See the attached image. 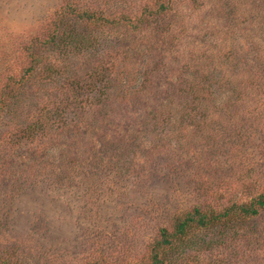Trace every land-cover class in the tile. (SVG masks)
Wrapping results in <instances>:
<instances>
[{"label": "rangeland", "instance_id": "rangeland-1", "mask_svg": "<svg viewBox=\"0 0 264 264\" xmlns=\"http://www.w3.org/2000/svg\"><path fill=\"white\" fill-rule=\"evenodd\" d=\"M71 1L0 0V99L14 91L5 101L22 108L60 101L72 79L104 89L91 94L87 105L98 106L87 116L121 131L124 170L105 183L95 166L86 175L97 170L96 186L55 190L46 180L32 183V162L21 161L5 134L26 118L0 122V264H148L159 229L171 230L179 214L221 211L264 191V0H166L169 34L155 32L150 41H144V26L132 30L123 20L121 28L106 27L105 35L100 26H78V19L62 16ZM75 1L77 9L134 18L162 0ZM67 20L75 38L87 31L93 37L116 32L122 39L111 34L88 49L63 53L57 33L64 27L56 31L55 23ZM96 72L102 81L90 75ZM127 73L133 83L115 81ZM213 78L218 85L210 84ZM130 87L143 91L128 98ZM123 88L127 96L118 95ZM148 91L155 99L144 97ZM165 95L174 101L165 102L166 114L184 113L187 105L201 111L144 123V103ZM225 222L179 239L163 264H264V209L253 218L228 215Z\"/></svg>", "mask_w": 264, "mask_h": 264}, {"label": "trees", "instance_id": "trees-1", "mask_svg": "<svg viewBox=\"0 0 264 264\" xmlns=\"http://www.w3.org/2000/svg\"><path fill=\"white\" fill-rule=\"evenodd\" d=\"M71 2L65 6L62 16L67 15L73 17V19H78V26L84 27L85 29H88L91 25L100 26V31L104 33L102 35H105L106 27H117L118 29L119 23L125 21L126 23L129 22L128 24H130V26H134L132 30H138L144 26V41H150V38L153 37L155 32H157L156 36H159L161 33L162 36H165L166 31L164 30L168 27V24L165 26V21H167L165 19L167 16H172L171 13L168 12V10H171V6L166 0L158 1V3H156L158 7L155 10L149 11L145 8L144 15L147 14L146 16L136 15L134 18H132V13L124 14L118 11L114 12L113 10L97 7L77 9L75 5L76 1L72 0ZM60 24L63 25L64 31L59 29L57 35L64 38V43L60 41L61 44H63V53L88 49L89 47H93L99 40L105 39V37L111 34L112 38L116 36L122 39L116 32L109 33L107 36L101 35L93 37L89 36L87 31L80 33V35L75 38V30L70 29L71 24L69 21L65 25L61 23V21L59 24L55 23L56 31L61 26ZM119 28H121V26ZM159 28H161L162 31H158ZM114 42L116 43L118 40H114ZM156 50H158V52L166 51L165 49H161V46L156 47ZM151 53L152 48L149 46L146 50V54L149 57ZM33 58L37 60L41 57L38 53H35ZM90 75L93 77L96 76L97 79L100 78V81L103 80H101L102 76L98 72L91 73ZM133 76L132 73L122 74L120 77L116 75L115 81L127 85L133 83L131 80ZM105 78V83H107V76ZM112 80L113 79H111V81ZM214 82L218 85V80H215V78L211 80L210 84ZM66 84L68 85V93L64 95L65 99H59L60 101L54 102L36 101L33 104L26 103L24 108L16 101L12 103L5 101L8 94L14 96V91L13 94L11 91L7 95H4L3 99H0V122L4 120L9 122L6 118L10 116L12 120H17L22 116L23 119L26 118L23 123H18L10 127L5 134L13 140L15 144L14 147L20 151L21 161L27 160L29 163L30 161L32 162V165L29 167L31 169L30 174H32V183H37L40 180H43L44 183V180H46V183L55 190H62L69 186L77 185L96 186L94 185V181L98 179L97 175L99 174L97 170L94 169V172H90V175H86L92 168H95V166H98V169L101 171V182H112L114 178L110 176L115 177L124 170V160L122 159L124 151H126V146L123 145L124 136L121 134V131L111 130L108 123L98 119L96 115H93L94 117L92 115L91 117L87 116L89 112H91L90 106H98V104L87 105V101L92 98L91 94L98 96L102 95L104 89H86V87L89 88L90 85H84L83 87L82 83H78L77 80L73 79L70 80V83ZM130 88L129 93L123 88L118 95L127 96L125 95L127 92L128 98H130L129 96H134L143 91H135V87ZM150 91H148L144 97L149 94V97L154 98ZM210 92L212 95L213 91L210 90ZM83 93L86 94L84 95V102L83 98H81ZM17 95L18 94H16L15 98H18ZM47 95H49V90L47 91ZM63 100H66V102L64 103ZM168 101L174 102L172 97L165 95V98L159 103H144V105L149 107L148 112H144V123L154 122V120L156 123L165 122L168 119L178 116L177 114L184 113H186L188 118H194L197 116L196 114H199L194 111H201L200 107L192 106L193 108H191V106L187 105V110L184 113L170 112L166 114L167 103L165 102ZM208 102L209 100L207 103ZM219 113H221V111ZM207 116L210 117V115ZM81 125L85 127L84 131H86L82 136H80V131H82ZM63 133L69 135H63ZM116 139L119 140L116 141ZM87 142L90 148L87 146ZM58 147H61V151L59 152ZM84 156H86V158ZM116 163L120 164L119 170L115 169ZM37 176L39 177L37 178ZM263 209L264 191L247 203L232 204L221 211H215L213 209L202 210L200 208H193L189 211H185L175 217L171 230L165 227L159 229V238L149 247L150 262L148 264H163L168 249H173L175 242L179 239L186 238L192 231L223 224L227 220L228 215H236L240 219L248 217L253 218L258 216Z\"/></svg>", "mask_w": 264, "mask_h": 264}]
</instances>
